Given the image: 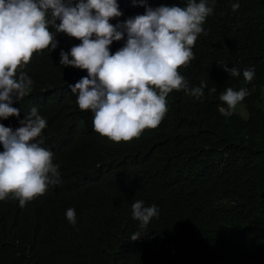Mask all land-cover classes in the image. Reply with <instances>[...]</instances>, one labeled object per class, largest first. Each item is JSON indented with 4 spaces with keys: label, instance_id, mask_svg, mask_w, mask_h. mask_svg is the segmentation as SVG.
<instances>
[{
    "label": "trees",
    "instance_id": "obj_1",
    "mask_svg": "<svg viewBox=\"0 0 264 264\" xmlns=\"http://www.w3.org/2000/svg\"><path fill=\"white\" fill-rule=\"evenodd\" d=\"M186 2L147 0L153 8ZM208 3L214 10L203 24L206 34L178 69L190 86L207 83L204 96L173 90L160 124L131 141L98 134L94 114L80 110L70 92L68 85L88 73L61 65L60 52L80 40L55 33L56 49L34 53L18 69L17 76L25 72L34 82L21 102L47 121L42 147L54 153L60 183L23 208L11 196L0 201V264H264V0ZM144 12L139 4L136 15ZM219 64L241 75L231 77ZM249 67L250 83L242 75ZM228 87L250 92L238 104L247 117L219 111ZM27 115L4 126L15 130ZM137 200L159 209L143 229L132 217ZM138 231L142 236L131 240Z\"/></svg>",
    "mask_w": 264,
    "mask_h": 264
},
{
    "label": "clouds",
    "instance_id": "obj_2",
    "mask_svg": "<svg viewBox=\"0 0 264 264\" xmlns=\"http://www.w3.org/2000/svg\"><path fill=\"white\" fill-rule=\"evenodd\" d=\"M120 1L119 6L117 0H0V201L11 196L23 208L60 183L54 153L42 147L47 121L36 107L30 108L34 105L21 102L34 82L25 72L17 76L34 53L57 48L55 33L81 41L70 52H60V64L87 71L86 77L68 87L77 96L79 109L94 114V130L113 142L131 141L145 129L157 127L173 90L196 99L204 96L207 83L190 86L178 69L194 58L192 48L198 36L206 34L203 24L214 10L208 0L156 8L147 0ZM139 4L145 12L136 15ZM231 8L236 12L240 4ZM219 65L231 77L241 75L235 66ZM242 75L250 83L255 69L246 68ZM216 92L215 87L209 89V95ZM248 95L243 87L224 89L219 111L231 116ZM21 114L28 115L19 121L20 127L4 126ZM131 211L141 229L159 215L155 204L144 206L142 200L132 203ZM66 217L76 224L74 209L68 208ZM141 236L138 231L131 240Z\"/></svg>",
    "mask_w": 264,
    "mask_h": 264
},
{
    "label": "rangeland",
    "instance_id": "obj_3",
    "mask_svg": "<svg viewBox=\"0 0 264 264\" xmlns=\"http://www.w3.org/2000/svg\"><path fill=\"white\" fill-rule=\"evenodd\" d=\"M261 106L264 108V90H263V101ZM235 111L240 115L247 117V111L243 105H237Z\"/></svg>",
    "mask_w": 264,
    "mask_h": 264
}]
</instances>
